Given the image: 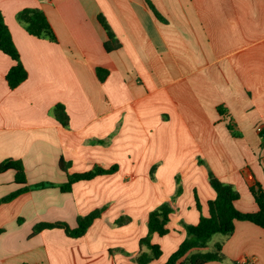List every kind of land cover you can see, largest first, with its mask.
I'll list each match as a JSON object with an SVG mask.
<instances>
[{
	"label": "crops",
	"instance_id": "1",
	"mask_svg": "<svg viewBox=\"0 0 264 264\" xmlns=\"http://www.w3.org/2000/svg\"><path fill=\"white\" fill-rule=\"evenodd\" d=\"M148 1L166 22L147 0H0L28 72L11 89L14 61L0 51V163L20 160L29 186L65 184L62 160L70 174L118 166L71 192L27 190L0 204V264H137L149 213L170 202V234L153 236L163 251L154 264H163L186 237L182 222L199 220L195 190L204 214L216 196L208 169L240 192L238 210L258 211L249 188L264 189V0ZM26 8L45 13L56 42L18 22ZM100 15L120 43L110 53ZM97 68L108 71L104 81ZM57 104L67 128L52 114ZM177 176L184 189L172 202ZM22 187L15 171L0 173V201ZM100 208L83 237L58 228L31 236L43 222L76 228L78 217ZM120 217L131 222L118 226ZM222 251L264 264V229L236 221Z\"/></svg>",
	"mask_w": 264,
	"mask_h": 264
},
{
	"label": "trees",
	"instance_id": "2",
	"mask_svg": "<svg viewBox=\"0 0 264 264\" xmlns=\"http://www.w3.org/2000/svg\"><path fill=\"white\" fill-rule=\"evenodd\" d=\"M148 5L156 15V17L166 22L164 17L155 9V7L147 0ZM18 22L26 29V31L39 39H45L51 42H56L57 37L52 29L45 13L38 8H26L20 11L17 15ZM99 22L106 30L108 40L104 46L107 52H112L120 47L114 32L106 19L100 15ZM0 51L9 56L14 65L8 71L6 79L11 89H16L28 78V72L23 65L21 56L17 46L14 43L10 29L8 28L4 16L0 11ZM108 71L103 68H97V75L100 81H104ZM52 114L58 122L64 127H69V116L66 112L65 106L57 104L52 109ZM260 135L264 140V129L260 131ZM102 142V141H98ZM62 171L67 173V182L65 184H55L52 182H43L29 186L27 184L26 171L24 164L20 160L7 159L0 163V173L9 170L15 171V182L23 186L22 189L13 194L3 198L0 204L10 202L27 190H42L50 187H57L62 192H71L74 184L80 181H90L96 177L113 174L118 171V166L111 168H104L102 166H94L92 169L82 173L70 174L68 172V164L63 160L60 162ZM201 165H206L204 161H200ZM156 170V166L152 168V177ZM208 180L211 188L214 190L216 196L207 204V213L204 214L202 204L195 190L196 206L200 213L199 220L196 224L182 225L186 231V238L179 245L163 264H209L212 262H222V243H217L214 246L215 250L208 249V244L212 237L216 234L231 235L235 231L236 221H248L262 229H264V189L258 182H254L250 186V192L258 206V211L253 213H244L236 208V202L240 199V192L232 184L221 181L213 171L208 169ZM176 193L172 197L174 202L177 197L183 193V186L181 184L180 176L176 177ZM105 208L96 209L86 216H80L77 219V227L71 228L65 222L55 223H39L33 228L31 236H35L47 229H62L72 238L83 237L87 231L92 227L94 222L101 218L105 212ZM174 209L170 202L163 203L155 210L149 213L148 229L149 233L146 237L140 239V253L135 258L137 264H154L162 256L163 251L160 244L153 242V236L164 237L170 234L169 224L171 222V215ZM131 222L128 217H120L115 221L118 226L125 225ZM1 233V231H0ZM189 257L188 255L192 252ZM161 264V263H157Z\"/></svg>",
	"mask_w": 264,
	"mask_h": 264
},
{
	"label": "rangeland",
	"instance_id": "3",
	"mask_svg": "<svg viewBox=\"0 0 264 264\" xmlns=\"http://www.w3.org/2000/svg\"><path fill=\"white\" fill-rule=\"evenodd\" d=\"M189 155V154H188ZM188 155L186 154V156L185 157H183V161L184 162H186V160H189V161H187V165H189L190 163H191V161L193 160V159H190L189 157H188ZM192 157H194L193 155L191 156V158ZM200 161L201 160H198V164L201 166V164H200ZM202 162V161H201ZM183 189H184V187H182ZM174 235H176V234H174ZM178 236V235H177ZM228 236H230V235H228ZM228 236H226V235H223V234H216V235H214L213 237H212V239L210 240V242H209V250H215L214 249V246L217 244V243H222V245H224V243H225V237H228ZM186 238V237H185ZM169 241H171V239L169 238L168 239V242ZM167 252H168V249L166 250ZM165 251V252H166ZM193 253H195L194 251L192 252V253H190L189 255H188V257L191 255V254H193ZM222 255H223V261L222 262H220V264H240V263H238L239 262V260H236V261H232L229 257H228V255H226V254H224L223 253V251H222ZM233 259V258H232Z\"/></svg>",
	"mask_w": 264,
	"mask_h": 264
},
{
	"label": "built area",
	"instance_id": "4",
	"mask_svg": "<svg viewBox=\"0 0 264 264\" xmlns=\"http://www.w3.org/2000/svg\"><path fill=\"white\" fill-rule=\"evenodd\" d=\"M262 128H259V132L261 131Z\"/></svg>",
	"mask_w": 264,
	"mask_h": 264
}]
</instances>
